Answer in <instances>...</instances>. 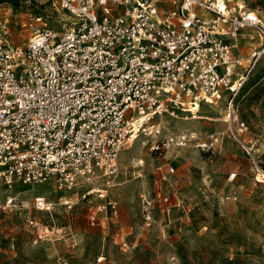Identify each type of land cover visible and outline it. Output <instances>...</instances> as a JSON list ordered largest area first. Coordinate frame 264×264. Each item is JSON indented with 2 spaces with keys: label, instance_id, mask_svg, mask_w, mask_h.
I'll list each match as a JSON object with an SVG mask.
<instances>
[{
  "label": "built area",
  "instance_id": "obj_1",
  "mask_svg": "<svg viewBox=\"0 0 264 264\" xmlns=\"http://www.w3.org/2000/svg\"><path fill=\"white\" fill-rule=\"evenodd\" d=\"M55 1L72 17L70 26L59 31L34 14L26 45L0 38V185L52 180L70 192L68 207L74 193L97 194L105 199L98 210L117 216L108 188L119 154L138 135L159 137L164 114L196 119L203 105L226 96L233 133L248 130L236 98L264 57V21L246 2ZM242 39L248 53L240 51ZM191 138L188 132L158 138L151 149ZM219 138L212 134L197 145L210 150ZM34 202L49 208L45 194ZM143 203L150 223L153 201ZM19 204L9 194L0 210Z\"/></svg>",
  "mask_w": 264,
  "mask_h": 264
},
{
  "label": "rangeland",
  "instance_id": "obj_2",
  "mask_svg": "<svg viewBox=\"0 0 264 264\" xmlns=\"http://www.w3.org/2000/svg\"><path fill=\"white\" fill-rule=\"evenodd\" d=\"M243 1L264 21V0ZM34 14L59 31L73 20L55 0H0V38L26 45ZM241 43L240 51L248 52L250 43ZM236 103L248 125L238 135L227 120L225 96L203 105L196 119L164 114L157 119L159 137L140 135L124 148L108 188L119 204L117 216L98 210L105 199L97 194L84 199L74 193L68 207L70 192L52 180L0 185V200L11 194L20 201L14 210H0V264H264V57ZM182 132L193 138L151 149L156 139ZM212 134L220 137L212 149L198 147ZM41 193L49 208L35 206ZM145 197L153 201L150 223Z\"/></svg>",
  "mask_w": 264,
  "mask_h": 264
},
{
  "label": "trees",
  "instance_id": "obj_3",
  "mask_svg": "<svg viewBox=\"0 0 264 264\" xmlns=\"http://www.w3.org/2000/svg\"><path fill=\"white\" fill-rule=\"evenodd\" d=\"M261 60H262V59H261ZM261 60L259 61L258 65H257V67H256V69H255V71H256L257 68L259 67V64H260ZM255 71H254V72H255ZM254 72L250 75V77L254 74ZM250 77H249V79H250ZM249 79H248V80H249ZM248 80H247V81H248ZM247 81H246V83H247ZM246 83H245V84H246ZM245 84H244V85H245ZM244 85H243V86H244ZM242 88H243V87H242ZM242 88H241V89H242ZM238 94H239V93H238ZM236 99H237V98H236Z\"/></svg>",
  "mask_w": 264,
  "mask_h": 264
},
{
  "label": "bare ground",
  "instance_id": "obj_4",
  "mask_svg": "<svg viewBox=\"0 0 264 264\" xmlns=\"http://www.w3.org/2000/svg\"><path fill=\"white\" fill-rule=\"evenodd\" d=\"M138 136H139V135H138ZM138 136H137V137H138ZM193 136H194V135H193ZM138 161H139V163H144V160H142V159H139ZM113 184H114V183H113ZM113 184H112V186H113Z\"/></svg>",
  "mask_w": 264,
  "mask_h": 264
},
{
  "label": "crops",
  "instance_id": "obj_5",
  "mask_svg": "<svg viewBox=\"0 0 264 264\" xmlns=\"http://www.w3.org/2000/svg\"><path fill=\"white\" fill-rule=\"evenodd\" d=\"M248 42H249V41H248ZM249 51H250V50H249ZM249 51H248V52H249ZM248 52H246V53H248ZM120 153H121V152H120ZM119 155H120V154H119Z\"/></svg>",
  "mask_w": 264,
  "mask_h": 264
}]
</instances>
